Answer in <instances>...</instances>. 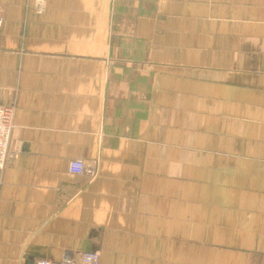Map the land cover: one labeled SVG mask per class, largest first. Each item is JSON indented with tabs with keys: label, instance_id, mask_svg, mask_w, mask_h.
<instances>
[{
	"label": "crops",
	"instance_id": "obj_1",
	"mask_svg": "<svg viewBox=\"0 0 264 264\" xmlns=\"http://www.w3.org/2000/svg\"><path fill=\"white\" fill-rule=\"evenodd\" d=\"M34 1L0 0V264H264V0Z\"/></svg>",
	"mask_w": 264,
	"mask_h": 264
},
{
	"label": "built area",
	"instance_id": "obj_2",
	"mask_svg": "<svg viewBox=\"0 0 264 264\" xmlns=\"http://www.w3.org/2000/svg\"><path fill=\"white\" fill-rule=\"evenodd\" d=\"M47 8V0H35L33 10L36 14H43ZM4 25V19L0 12V30ZM14 108L0 104V169H3L10 157V140L14 129ZM69 173L83 175L88 172V165L84 159H72L69 163ZM37 264H100L99 252L83 253L79 259H65L56 263L51 260H40Z\"/></svg>",
	"mask_w": 264,
	"mask_h": 264
},
{
	"label": "rangeland",
	"instance_id": "obj_3",
	"mask_svg": "<svg viewBox=\"0 0 264 264\" xmlns=\"http://www.w3.org/2000/svg\"><path fill=\"white\" fill-rule=\"evenodd\" d=\"M100 262H101V257H100Z\"/></svg>",
	"mask_w": 264,
	"mask_h": 264
}]
</instances>
